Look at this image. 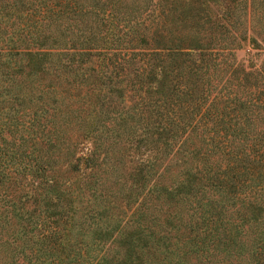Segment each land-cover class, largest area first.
<instances>
[{
    "label": "trees",
    "instance_id": "obj_1",
    "mask_svg": "<svg viewBox=\"0 0 264 264\" xmlns=\"http://www.w3.org/2000/svg\"><path fill=\"white\" fill-rule=\"evenodd\" d=\"M0 264H264V0H0Z\"/></svg>",
    "mask_w": 264,
    "mask_h": 264
},
{
    "label": "rangeland",
    "instance_id": "obj_2",
    "mask_svg": "<svg viewBox=\"0 0 264 264\" xmlns=\"http://www.w3.org/2000/svg\"><path fill=\"white\" fill-rule=\"evenodd\" d=\"M252 44L249 40H243L241 42V48L236 50V57L240 60H245L246 54L245 51L251 48Z\"/></svg>",
    "mask_w": 264,
    "mask_h": 264
}]
</instances>
